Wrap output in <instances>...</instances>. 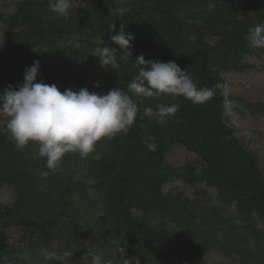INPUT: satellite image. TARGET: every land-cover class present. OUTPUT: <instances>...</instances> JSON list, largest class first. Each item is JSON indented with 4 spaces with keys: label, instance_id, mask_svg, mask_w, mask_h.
<instances>
[{
    "label": "trees",
    "instance_id": "16d2710c",
    "mask_svg": "<svg viewBox=\"0 0 264 264\" xmlns=\"http://www.w3.org/2000/svg\"><path fill=\"white\" fill-rule=\"evenodd\" d=\"M75 1L63 17L49 10L53 0H22L13 12L0 8V87H18L25 68L38 60L37 82L61 91H127L140 55L174 61L198 88L221 87L197 105L183 97L133 96L139 111L128 133L102 141L84 159L67 154L47 177L36 146L17 149L1 125L0 185L12 189L13 199L0 204V264H28L26 253L31 264H57L42 260V248L73 252L69 264H86L88 248L114 264H215L204 256L208 249L227 264H264V178L255 154L225 121L219 76L250 72L256 65L244 57L264 55L245 39L250 28L264 24V0H85L83 9ZM125 7L130 11L118 15ZM113 23L135 36L132 56L104 69L98 49L120 51L110 41ZM240 102L264 115V102ZM161 103L179 104L163 124L143 111ZM177 144L195 154L202 169L170 166L166 154ZM176 178L204 183L217 192L218 203L202 189L192 199L165 195L163 185ZM13 227L21 233L16 245L7 237Z\"/></svg>",
    "mask_w": 264,
    "mask_h": 264
},
{
    "label": "clouds",
    "instance_id": "9594fccd",
    "mask_svg": "<svg viewBox=\"0 0 264 264\" xmlns=\"http://www.w3.org/2000/svg\"><path fill=\"white\" fill-rule=\"evenodd\" d=\"M72 8V0H53L49 10L58 15L66 16ZM129 8L118 9L122 16ZM111 43L119 48L101 47L97 57L102 68L118 66L119 61H126L132 56L135 36L125 31L122 24L117 30L112 24ZM245 39L255 48L264 49V24H257L249 29ZM135 64L139 67L137 74L128 82L127 91L118 87L103 94L82 88L79 91L64 89L61 91L56 84L38 81L40 73L39 61L25 68L23 83L13 88L8 85L4 95L0 97V121L4 123L3 131L14 146L22 150L35 145L37 155L45 160L48 171L41 172L43 177L54 173L63 158L70 153L78 154L81 159L93 153L96 146L106 139L120 133H128L134 125L139 105L137 98H154L161 96L183 97L192 104H204L216 94L221 85L197 87L185 70L174 61L161 62L146 60L143 55L136 57ZM94 87H99L95 84ZM179 104H157L156 108L145 107L144 115L157 117L161 120L174 116ZM155 150L154 143L148 144ZM123 253V249H119ZM73 252H63L42 248L39 255L44 262L56 261L57 264H69ZM31 264L32 257L26 253L23 257ZM86 264H114L111 258H105L94 248H88L83 257ZM124 264H131L127 259ZM139 264V261L136 262Z\"/></svg>",
    "mask_w": 264,
    "mask_h": 264
},
{
    "label": "rangeland",
    "instance_id": "374dc122",
    "mask_svg": "<svg viewBox=\"0 0 264 264\" xmlns=\"http://www.w3.org/2000/svg\"><path fill=\"white\" fill-rule=\"evenodd\" d=\"M22 0H0V8L13 12L15 6ZM74 6L77 9L86 7L85 0H76ZM4 41V36L0 35V45ZM256 65L255 69L250 72H223L220 73V78L225 82L222 87V92L226 96L224 105V115L227 124L233 128L235 136L241 144L255 154L264 178V115L251 113L244 108L240 99L251 102H264V69L261 67L264 64V55L256 57H244ZM1 92H5V88L0 87ZM151 119L160 124L164 123L157 117ZM4 123L0 121V126ZM166 162L175 169H180L185 165H190L197 170L202 169L203 164L199 158L189 152L182 145H174L166 154ZM195 189L204 190L217 204V192L207 187L204 183L195 182L186 184L180 179H174L165 183L162 191L165 195L182 194L184 197L192 199ZM13 199L12 189L4 184L0 185V204L7 205ZM20 230L16 227L10 228L7 232L8 242L16 245L20 238ZM206 260L215 264H227V260L221 256L216 250L208 249L204 254Z\"/></svg>",
    "mask_w": 264,
    "mask_h": 264
}]
</instances>
